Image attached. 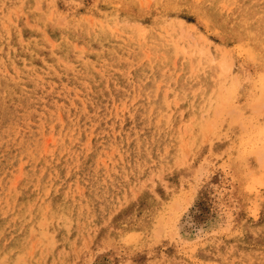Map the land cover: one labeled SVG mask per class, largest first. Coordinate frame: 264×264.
Masks as SVG:
<instances>
[{
  "label": "rangeland",
  "instance_id": "374dc122",
  "mask_svg": "<svg viewBox=\"0 0 264 264\" xmlns=\"http://www.w3.org/2000/svg\"><path fill=\"white\" fill-rule=\"evenodd\" d=\"M0 264H264V0H0Z\"/></svg>",
  "mask_w": 264,
  "mask_h": 264
},
{
  "label": "bare ground",
  "instance_id": "6f19581e",
  "mask_svg": "<svg viewBox=\"0 0 264 264\" xmlns=\"http://www.w3.org/2000/svg\"><path fill=\"white\" fill-rule=\"evenodd\" d=\"M221 4V3H220ZM225 6V5H224ZM255 9V8H254ZM243 17V16H242ZM251 18V17H250ZM245 25V24H244ZM248 38V37H247ZM244 40V39H243ZM248 41V40H247ZM228 50V49H227ZM223 52V51H222ZM222 56V55H221ZM225 56V55H224ZM220 58V57H219ZM225 59V58H224ZM227 59V58H226ZM223 61V60H222ZM224 73V72H223ZM216 80V79H215ZM223 80H224V78H223ZM227 83H229V82H227ZM37 84V83H36ZM74 89V88H73ZM63 90H65V89H63ZM65 93V92H64ZM245 94V93H244ZM65 95V94H64ZM99 111V110H98ZM39 113V112H38ZM89 113H91V112H89ZM94 113V112H93ZM95 114V113H94ZM71 121V120H70ZM82 123V122H81ZM86 126V125H85ZM143 147V146H142ZM60 149V148H59ZM62 149V148H61ZM76 156V155H75ZM72 158V157H71ZM74 161V160H73ZM69 165V164H68ZM70 167V166H69ZM80 168V167H79ZM78 169V168H77ZM87 172V171H86Z\"/></svg>",
  "mask_w": 264,
  "mask_h": 264
}]
</instances>
